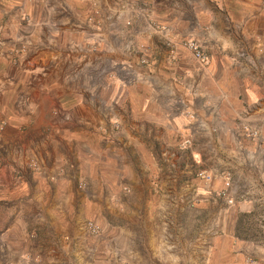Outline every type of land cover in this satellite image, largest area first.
<instances>
[{"label": "rangeland", "instance_id": "obj_1", "mask_svg": "<svg viewBox=\"0 0 264 264\" xmlns=\"http://www.w3.org/2000/svg\"><path fill=\"white\" fill-rule=\"evenodd\" d=\"M19 1L0 0V58L27 68L23 55L32 45L48 53L58 49L60 57L44 62L48 72L39 78L46 88L37 113L15 118L26 103L18 97L7 103L6 117H0V187L9 184L5 189L13 193L10 184L24 176L18 167L52 182L66 173L74 199L61 220L40 223L31 195L0 198V264H161L145 257L153 229L168 232H159L168 245L166 264L176 240L184 245L183 264H190L193 250L207 249L209 232L214 238L223 226L240 230L246 221L238 212L231 215L235 202L228 205L212 191L223 186L222 176L235 172L224 145L229 147L231 140L236 147L244 144L238 136H194L196 114L189 105L192 96L200 95L196 85L213 78L209 67L217 62L216 69L230 60L242 69L247 65L244 72L236 65H230L234 72L221 69L237 81L241 75L254 84L261 79L258 55L264 41L221 40L239 35L231 25H213L218 16L224 20L223 10L211 9L216 0ZM8 9L18 18L15 35L8 33L5 40ZM31 33H36L35 43L27 35ZM191 42L202 48L207 64L194 57ZM228 48L256 56L243 58L247 53L238 52L239 58H221ZM214 109L211 103L210 111ZM162 114H178L183 120L162 121ZM244 133L252 152L245 148V153L255 160L257 140L246 127ZM47 150L57 153L56 171L41 163L38 152ZM241 154L238 150L233 159ZM202 171L214 174L211 184L197 177ZM235 177L231 197L240 195ZM256 185L253 180L245 192ZM0 191L4 197V188ZM86 223L95 224L97 232L86 229ZM40 226L50 233L55 229L54 248H32ZM45 236L50 242L52 235ZM206 260L202 256L201 264ZM256 260L246 254L232 264H259Z\"/></svg>", "mask_w": 264, "mask_h": 264}, {"label": "crops", "instance_id": "obj_2", "mask_svg": "<svg viewBox=\"0 0 264 264\" xmlns=\"http://www.w3.org/2000/svg\"><path fill=\"white\" fill-rule=\"evenodd\" d=\"M14 1L16 4H20L21 2L19 0ZM26 1L27 0H23V2ZM31 2L35 3L34 0H31ZM211 9L214 11L223 10L224 12V16H222L224 20H218L220 19V16H218V19H215L213 25L219 26L220 22H222L223 26L231 25L234 27V30H236V34L239 35V38L233 35L231 37L224 36L221 40L244 43H254L257 39L264 41V0H216L212 3ZM5 14L4 21L6 22L3 25L6 27L5 32H2V34L6 36L4 39L7 40L8 33H11L13 36L15 35L13 31L16 29V27H14V22L18 17L9 9L6 10ZM20 33L19 30L17 35ZM27 35L29 37L32 36L33 43L36 42L34 41L36 33ZM32 46L29 47L27 53L23 55L27 68L23 66H13L6 63L5 59L4 61L0 58L1 120L6 117L7 103H11L12 100H17L18 97H22L21 101H26V103L18 109L19 112L17 115L15 114V118H29L30 114H36L40 107L41 99L43 95H45L44 91L46 86H44L45 83L40 80L39 75L47 74L48 72L44 69V62L46 59L52 56L60 57V54L58 49L52 48L48 53L47 51H43L39 45V49H37L36 46ZM238 52L246 51L231 50V48H228L226 51H223L224 55L221 58H239ZM246 53L247 55H244L243 58L256 56L253 51L251 53ZM217 65L218 62L212 67H209L211 71L210 77L213 78L207 82H199L195 87L198 89L200 95L192 96L191 105H189L196 114V119H192V133L194 136L203 135L209 138H224L226 140L234 139L235 136H238L243 142L244 145H242V147H236V142L231 140L229 142V147H225L224 145V155L225 157L229 156L231 158L230 164L233 167L231 169L235 171L232 176L233 178L235 176L237 177L239 183L237 182L236 187L240 189V195L236 194V197H233L235 207L231 209L230 213L234 217L235 215L233 214L238 212L240 218H243V223L246 221L247 224L245 223L244 226L241 225L238 231L234 226H223L218 234L217 232L215 233L217 235L214 236V238L211 237L212 233L209 232L207 249L202 248V251L200 247H197L198 253L193 250L190 255V264H201L202 261L200 262V259L202 256H206V264H232L233 260H243L246 254L254 255L259 264H264V222L261 221L263 217L260 215V213H264V160L260 153L257 159L253 160L251 158L249 155L250 148L247 147V141H249V139L244 133V128L248 125L261 126L264 131V79H262L264 76H259L261 79H256L255 84L252 83L249 77L242 75L238 78L242 80L237 81L236 78L232 77L231 72L234 71L231 69L230 65L232 67H235V65L239 66L242 72L245 71L244 69H247V65L242 69V64L238 65V63L235 62L233 65L232 60L222 62V66H218L216 69L215 66ZM221 69L225 70V73H227V71L231 72L226 75ZM219 79H224L225 81L221 82ZM207 100L210 101L208 105H206ZM211 103L217 106V110L214 109L210 111ZM206 106H208L209 109H207ZM15 109L17 108L15 107ZM8 110L13 112V108ZM165 112L168 111L166 110ZM177 115L178 114L174 116L162 114L160 120L163 121L167 119L175 121V123L183 120V118L177 117ZM245 148L248 149V153H245ZM238 150L242 154L240 158H238V161H236L233 159V155L236 157V152H238ZM38 156L42 160L41 163L50 172L57 170L59 163L55 161L58 158L56 152L51 150L39 151ZM62 156L61 154L60 157ZM6 169L11 171V167ZM18 169L21 174L24 175L23 178L18 181H13V183L10 184L13 186V193L5 189L9 184H3V187H0V189L4 188L5 196L3 197V191H0V198L19 199L18 196L25 197L31 195V201L37 202L35 205L39 211L38 219L40 223L42 220L46 221V219L54 223L57 220H61L68 208L67 203L74 199H70L73 186L66 178L67 174L65 173V175L61 176L56 182H52L39 177L36 173L30 172L25 174L22 167H18ZM7 176L11 178L12 175L9 173ZM253 180H256L257 185L252 191H249V188H247V192L250 193L248 196L245 189L247 185H253ZM0 181L2 182L1 178ZM222 185L226 186L224 182H222ZM231 185H233L232 189L233 187L235 189L234 184ZM231 185L228 187L229 189H231ZM237 197L239 198L236 201ZM252 219L256 220L254 227L249 226V224L253 226V224H251ZM66 231L67 229H63L61 232L64 233ZM156 231L157 229H153L151 231L152 237L147 240L148 243L145 247V254H148L145 255V257L149 261H159L161 264H166L169 254L165 253V250L168 248V245H165V242H163L165 238L159 232L163 234H168V232L166 229H160L158 232ZM6 232L8 234L13 233L11 229H7ZM237 232L240 233L238 240L235 237ZM251 232L256 235L255 238L252 241L245 240V237H247V239L252 237L253 234ZM55 233V229L50 233L46 229H41V226L38 227L36 231V240H32V248H44L45 250L54 248L52 244L54 242L53 234ZM50 234L52 238H49V242L46 240L45 235H49L48 237H50ZM157 234H160V236ZM244 243L247 246H245ZM170 245V248L175 252H172V259L169 264H178V259L179 264H183L185 262L183 253H181V251H184L183 243L176 240ZM174 260H176V262H174Z\"/></svg>", "mask_w": 264, "mask_h": 264}, {"label": "built area", "instance_id": "obj_3", "mask_svg": "<svg viewBox=\"0 0 264 264\" xmlns=\"http://www.w3.org/2000/svg\"><path fill=\"white\" fill-rule=\"evenodd\" d=\"M188 46L190 49L193 50V54H194V57L204 63V64H207L208 63V58L206 57V55L204 54L202 48H200L196 43H188ZM262 47V50L260 49V55L258 56L260 58V64H261V68L260 70H262V72H264V45L261 46ZM246 133H248V136L251 137L252 139H256L257 140V150L261 151L262 154V159L264 160V133L261 129V127H248L246 128ZM197 177L199 179H202L203 181H211L213 176L212 174H209V173H206L205 171H202V172H199L197 174ZM225 181H224V184L226 186H222L221 188L219 187L218 189H216V195L218 197H221L223 199H225V201L230 204L233 202V199L232 197L230 196V193H229V188L230 187V184H231V179L232 177L228 174H225ZM261 216L263 217L262 218V221H264V213L261 214ZM86 226L88 228V230L96 233L97 230H98V227L95 225V224H92V223H86Z\"/></svg>", "mask_w": 264, "mask_h": 264}, {"label": "clouds", "instance_id": "obj_4", "mask_svg": "<svg viewBox=\"0 0 264 264\" xmlns=\"http://www.w3.org/2000/svg\"><path fill=\"white\" fill-rule=\"evenodd\" d=\"M259 55H260V53H259ZM258 55V56H259ZM248 127H259V126H252V125H248V126H246V128H248ZM261 127V126H260ZM261 129H262V127H261ZM262 131H263V129H262ZM263 133H264V131H263ZM256 150H257V146H256ZM257 152V158H258V154L260 153V154H262V152L259 150H257L256 151ZM256 158V159H257ZM212 176L214 177V174H212ZM225 177V175L224 176H222V179ZM232 177V176H231ZM212 181H213V178H212V180L211 181H206V182H208V183H212ZM224 181H225V179H224ZM231 184H232V182H231ZM213 188V187H212ZM212 192H216V188H214V190L212 191ZM222 199V198H221ZM232 199H233V197H232ZM233 203V202H232ZM232 203H230V204H228V205H231Z\"/></svg>", "mask_w": 264, "mask_h": 264}]
</instances>
